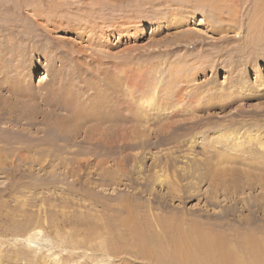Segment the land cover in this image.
Here are the masks:
<instances>
[{
    "label": "rangeland",
    "instance_id": "obj_1",
    "mask_svg": "<svg viewBox=\"0 0 264 264\" xmlns=\"http://www.w3.org/2000/svg\"><path fill=\"white\" fill-rule=\"evenodd\" d=\"M74 24H81L88 36L61 32ZM113 24L124 27L125 37L99 45L94 30ZM182 36L191 38L190 45L178 49ZM122 56L167 89L177 68L192 73L200 67L193 83L208 84L212 95L201 100L220 109L198 113L213 122L194 132L198 141L189 137L178 146L155 147L156 134L132 122L127 124L130 146L140 143L132 141L139 132L149 135V147H133L126 157L118 156L109 131L115 123L99 114L101 107L93 102L95 88L115 79L112 65ZM260 84L264 86V0H0V264H181L172 254L158 252L156 234L162 242L166 237L157 221L184 216V228L196 221L232 242L234 233L264 228V206L249 210L244 203L250 193L264 196V189L238 193L231 187L241 185L229 175L223 178L228 188L213 204L207 201L210 184L201 178L196 192L189 185L188 200L170 197L159 183L148 186L158 171L166 170L167 161L172 181L178 172L183 176L193 168V159L203 173L204 164L224 168L206 155L222 158L235 149L222 143L212 150L208 137L213 140L215 133L231 128L263 131ZM109 87L105 96L122 88ZM156 98L154 92L144 97ZM75 106L79 121L71 110ZM132 106L133 115L137 105ZM152 114V123L170 117ZM58 118L76 136L52 126ZM155 125L150 124L160 130ZM179 181L189 184L188 178ZM249 215L255 219L246 223Z\"/></svg>",
    "mask_w": 264,
    "mask_h": 264
},
{
    "label": "bare ground",
    "instance_id": "obj_2",
    "mask_svg": "<svg viewBox=\"0 0 264 264\" xmlns=\"http://www.w3.org/2000/svg\"><path fill=\"white\" fill-rule=\"evenodd\" d=\"M74 25L76 26H74L73 28H69L67 30L65 29H60V30L61 32H65V33L72 32L78 38H81L82 35L88 36L86 34H83L85 33L84 31L85 28L81 24H74ZM118 26L113 24V26H111L110 28L108 26L106 28H102L100 31L99 30L96 31L95 29L94 30L95 33L92 34L93 36L92 38H97L99 45L108 43L109 41H111L112 37H117L120 40L123 37H125L126 31L124 27L118 28ZM125 28L127 29L126 26ZM95 41L96 40H92L91 42H95ZM190 41L191 38L189 36H182L181 38L178 37L176 44L179 45L177 46V48L181 49L182 43L190 45ZM87 43L89 42L87 41ZM92 57L94 56L92 55ZM120 60L118 57V62L112 65L114 66V70H115L114 73H116V76L114 77L115 79L110 82L108 81L109 83L107 84L108 85L107 87L95 88L97 90L96 93L98 98H95L96 102H93L95 99L94 97L92 98V102L97 106L101 107L102 113L99 114L109 118L112 117V120L115 123V126L113 125V128L111 127H110L111 129L109 128V131H112L111 133L113 140L112 148L117 149L116 152L118 153V156L125 155L124 157H126L128 150L132 149L133 147L138 149H145V148L148 149L149 147L148 144L149 135L147 136L145 135V133L142 134L139 132L137 133L138 137L132 141H135V143H137L136 141H140V143L135 146H130V143L128 142L129 137L127 134L129 128L127 127L128 126L127 124H130L132 122L142 123V125L145 126L144 127L145 129H147L149 132L156 134L155 136L156 139L158 140L154 144L155 147L159 145L163 146V145H173V144H177L178 146V144H180L178 142L181 139L183 138L186 139L189 137L191 138L194 136L193 134L197 129H201L206 125L213 124L211 119L197 117L198 113H207L210 110L217 111V109H220L214 103L211 104L204 103L205 102L204 100H207L212 96L210 94L211 89L207 90L208 88H210L208 84L198 86L193 83L195 79V75L200 67H195L190 69L192 73H188V71L183 72L182 70L183 68L181 67L179 69L177 68L178 71L175 76V79H173L174 81L170 85H168V89H170L168 90L166 87H164L165 84H163L160 81V79L155 78L153 76H149V72L145 71L146 69L143 70L141 66L139 67L137 65L136 66L129 65V60H127V58L125 59V57L123 56H122V60L121 61ZM79 76L84 77L85 76L84 72H79ZM97 76L98 75H96V77ZM257 79L259 83H262L263 76L261 73H258ZM113 84L122 86V88L119 90L113 89L111 92H109L108 96H105L104 94L109 90H111L112 88L109 86ZM207 86L208 88H206ZM259 88H264L263 84H260ZM263 91L264 89L262 90V95H264ZM149 92H154L155 94H157V98L144 99L145 95ZM69 94L72 96V92H69ZM72 98L73 97H71V99ZM201 99H204L203 102ZM131 102L132 104L136 103L137 105L136 112L133 115L131 114V111L133 110L134 106L130 107ZM93 103L91 105H93ZM64 107L65 106H63V108ZM84 107H85L84 110H86L87 109L86 106ZM78 108L79 107L76 106L71 108V110L75 111L74 120L76 121L79 118L78 115H76ZM95 108L97 109L96 106ZM106 108L107 110H105ZM168 108L171 110H169ZM92 110H93V106H92ZM155 112L170 113V117L168 118V121L166 119H162L158 123H152V118H151L153 115L152 113ZM104 116H102V118ZM46 119H48L47 116H43V120ZM169 120L171 122H169ZM60 121L61 119L58 118L55 122V125L52 126H55V128L59 132L67 133L69 131L70 134L76 136L71 132L70 129H68L65 126V124L60 123ZM117 124L120 125L117 126ZM150 124L160 125V130L159 129L157 131L154 130L153 128H151L152 126H150ZM100 125L101 124H98L97 122L95 124V127L98 128ZM75 129L78 130V128ZM231 129L232 130L222 129V131H219L218 133H215L213 135L214 136L213 140L208 137V141L210 142L209 144H212L211 147L212 150L213 149L217 150V147L219 145H222V143H225L226 146L233 147L235 150L222 153V158L216 157L215 156L216 154L214 155L211 154V152H208V149L207 151H205L206 154L208 152L206 156L209 160H211L212 162L213 160H217L218 164H222L224 168H217L216 166L217 163L216 165H214L212 162H210V164L212 163V167H210L211 165L204 164L203 168L205 172L203 173L202 170H200V166H198L197 161L193 159L194 161V163L192 164L193 168L189 169L187 174H184L183 176H180V173L178 172L177 175L176 174L174 175L175 177L172 181L169 180L168 175H166V172L169 170V168H171L170 164L167 161V163H165L166 170L158 171V174L157 175L155 174L156 176L154 180H152V183H149L148 186L159 183L160 185H163L167 188L168 190L167 192L170 197L177 198L179 200H186V199L188 200L191 199V195H192V192L188 190L189 185L191 188H193V191L196 192L197 190H199L198 187L196 186H198L199 183L201 182L200 181L201 178V180L202 179L206 180L210 184L211 191L207 201H209L212 204L214 203V200L216 199L217 195L221 192V190L222 189L226 190L228 188L225 187V183L227 181L223 180L224 176L226 175L230 176L231 182L240 183L241 186L239 187H231V188H235V190L238 193H243L244 191L253 192V191H257L258 188L259 190L261 189L262 191L264 189V129L263 131H255V130L248 131L249 130L248 129L241 132L233 130V128ZM90 130L92 133H94L92 129ZM97 130L99 131L100 129L98 128ZM171 130L173 131L172 133H174L173 136L170 135ZM89 134H90L89 132L86 133L85 140L88 138ZM102 134L99 132L97 136H100V138H102L103 137ZM101 142L104 143L103 141ZM181 142L183 143V141ZM186 144L187 147L188 145H190V149H188L189 151H191L194 148L192 140L187 141ZM107 145H111V143H108ZM110 151L111 150L109 148V152ZM101 155L103 156V154ZM106 155L108 154L106 153ZM160 165L161 163L157 167H159ZM180 178L181 179L188 178L189 184L183 185L182 182L179 181ZM194 192L193 194H195ZM244 203L249 208V210L255 208V206H259V204L263 207L264 196L262 195L253 196L252 193H250L249 199L247 200L244 199ZM250 216L252 215H249L247 217V219L249 218V220L246 223H251V221L255 219L252 218L253 220H251ZM157 222H158L157 226H159L160 230L163 231L162 235L165 234L166 237L165 241L162 242V239L159 237L160 234L159 235L156 234L157 236L156 243L161 247L160 248L159 246H157L158 252L160 253L161 251L162 254H166V255L167 253H169V255L172 254V258L181 264H244L246 261L251 264H264V228H261V230L255 229L253 231H249L246 234L244 232V234L242 235H239V233H234L231 235L234 241L232 242V240H227L219 231H214L213 229L210 228H204L196 221L189 222V226L187 228H184L183 223L188 222L184 219V216L159 220ZM262 222L264 223V219L262 220ZM163 243H167L165 244L166 246Z\"/></svg>",
    "mask_w": 264,
    "mask_h": 264
}]
</instances>
